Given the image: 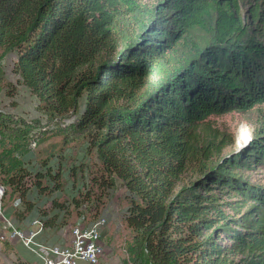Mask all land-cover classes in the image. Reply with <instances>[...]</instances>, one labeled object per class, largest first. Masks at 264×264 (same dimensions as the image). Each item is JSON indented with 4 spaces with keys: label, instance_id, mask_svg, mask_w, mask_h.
I'll return each mask as SVG.
<instances>
[{
    "label": "trees",
    "instance_id": "16d2710c",
    "mask_svg": "<svg viewBox=\"0 0 264 264\" xmlns=\"http://www.w3.org/2000/svg\"><path fill=\"white\" fill-rule=\"evenodd\" d=\"M207 23L212 28L204 46L178 59L159 80L147 79L176 43ZM249 31L230 4L222 7L219 0H159L152 7L137 0H0V48L15 53L12 72L36 96L39 109L61 117L77 112L82 101L72 125L101 164L100 176L93 178L99 192L89 189L83 198H94L92 218L114 177L124 181L130 198L124 220L142 231L135 249L144 250L151 264H264V191L237 184L256 201L238 219L214 204L202 207L197 185H232L222 174L208 172L174 193L192 158L215 146L198 136L206 115L264 103V45ZM6 85L13 97L15 88ZM254 135L244 152L250 164L264 166V127ZM12 159L9 183L19 204L14 215L23 221L35 209L31 186L52 194L61 188L60 172L44 161L45 172L32 175ZM231 161L226 157L219 167ZM45 175L51 187L43 184ZM210 210L219 223L206 214ZM41 214L44 226L54 225L47 210ZM212 227L235 232L233 242L221 245L213 235L204 236ZM238 252L246 255L239 261L229 257Z\"/></svg>",
    "mask_w": 264,
    "mask_h": 264
},
{
    "label": "rangeland",
    "instance_id": "374dc122",
    "mask_svg": "<svg viewBox=\"0 0 264 264\" xmlns=\"http://www.w3.org/2000/svg\"><path fill=\"white\" fill-rule=\"evenodd\" d=\"M137 1L143 6L152 7L159 0ZM228 4L240 17L243 25L250 30L249 33L264 45V0H219L222 7ZM211 28L212 23H207L205 28L195 29L191 38L184 43H176L175 47L166 53L165 61L158 65V72L147 79L159 80L165 76L163 73L178 63V59L185 58L188 53H193L195 48L204 46ZM106 54L104 52L103 56ZM15 59L14 52H4L0 48V184L5 190L0 212V264H17L18 260L24 264L40 263L23 245L20 237L17 234L14 236L15 232L27 236L30 226H37L40 228L35 236L37 241L47 245H62L70 240L72 229L78 223L89 225L99 218L105 219V223L100 238L102 252L97 264H151L144 250L135 249L137 238L142 231L132 230L124 220L130 203L124 181L114 177V187L107 190L109 196L103 197L104 205L100 207L96 219L92 218L94 198L83 199L89 189L95 194L99 192L93 178L100 176L101 164L95 151L88 149L87 137L83 132L76 131L72 125L76 114L81 112L82 101L81 107L75 113H67L61 117L49 116L39 109L36 96L32 95L28 87L12 72ZM7 83H11L15 88L13 97L6 94ZM261 127H264V103L245 111L230 110L206 115L203 127L197 131L198 136L204 143L214 140L215 146L211 152L197 154L192 158L174 193L193 185L208 172H215L222 174L233 184L228 186L225 183L227 188L224 189H220L223 182L216 180H209L210 187L197 185L196 190L201 195L200 201L203 200L202 207L214 204L222 212L236 219L249 211L251 205H256V201L251 200L255 196L246 195L240 191L237 184L243 188L251 187L256 192L258 189L264 191V166L250 164L253 159L244 152L251 146L256 129ZM246 136L251 137L250 141L241 150H237V142L244 143ZM14 156L20 159L22 166L32 175L36 171L45 172L44 161L53 171L60 172L61 188L54 190L52 194L40 193L35 186H31L28 196L35 204V209L23 221L14 215L15 208L19 206L18 194L11 182L9 183ZM226 157L233 158V161L221 169L220 162ZM28 182L31 184L33 179ZM42 182L49 187L53 185V180L48 175L42 178ZM208 194L217 200L209 201ZM73 198L79 201L80 206L77 207ZM57 204L63 205L64 208L56 206ZM236 204L240 208L235 211L233 208ZM41 210H47L54 225H43L45 219ZM206 214L217 217L215 224L221 220L214 210ZM227 221L224 220L223 223ZM229 226L234 230L238 228L233 224ZM214 231L213 227L205 230L204 236L213 235L221 245L233 242L232 234L235 232H223L222 229ZM245 255L246 252H238L229 257L239 261Z\"/></svg>",
    "mask_w": 264,
    "mask_h": 264
},
{
    "label": "built area",
    "instance_id": "2783aa9c",
    "mask_svg": "<svg viewBox=\"0 0 264 264\" xmlns=\"http://www.w3.org/2000/svg\"><path fill=\"white\" fill-rule=\"evenodd\" d=\"M4 194L5 190L0 184V212ZM104 223L103 218L89 225L78 223L72 229L70 240L62 245H47L37 241L35 236L40 228L37 231L30 229L27 236L19 232H15L14 236L17 234L20 237L23 245L39 259V264H97L102 252L100 238Z\"/></svg>",
    "mask_w": 264,
    "mask_h": 264
},
{
    "label": "clouds",
    "instance_id": "9594fccd",
    "mask_svg": "<svg viewBox=\"0 0 264 264\" xmlns=\"http://www.w3.org/2000/svg\"><path fill=\"white\" fill-rule=\"evenodd\" d=\"M250 139V136H246L244 139V143L237 142V150H241L243 147H245L246 144L250 141Z\"/></svg>",
    "mask_w": 264,
    "mask_h": 264
},
{
    "label": "crops",
    "instance_id": "0c3cea01",
    "mask_svg": "<svg viewBox=\"0 0 264 264\" xmlns=\"http://www.w3.org/2000/svg\"><path fill=\"white\" fill-rule=\"evenodd\" d=\"M30 229L31 230H34V231H37L39 229V227H37V226H30Z\"/></svg>",
    "mask_w": 264,
    "mask_h": 264
}]
</instances>
